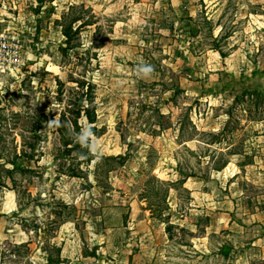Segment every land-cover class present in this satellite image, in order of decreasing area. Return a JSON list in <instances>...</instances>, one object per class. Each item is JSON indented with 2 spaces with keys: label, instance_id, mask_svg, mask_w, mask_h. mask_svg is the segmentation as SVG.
I'll return each instance as SVG.
<instances>
[{
  "label": "rangeland",
  "instance_id": "1",
  "mask_svg": "<svg viewBox=\"0 0 264 264\" xmlns=\"http://www.w3.org/2000/svg\"><path fill=\"white\" fill-rule=\"evenodd\" d=\"M0 34V264L252 262L264 0H0Z\"/></svg>",
  "mask_w": 264,
  "mask_h": 264
},
{
  "label": "trees",
  "instance_id": "2",
  "mask_svg": "<svg viewBox=\"0 0 264 264\" xmlns=\"http://www.w3.org/2000/svg\"><path fill=\"white\" fill-rule=\"evenodd\" d=\"M68 28L69 27H65L64 29H65V35L69 37L70 36V33L68 32ZM79 86L81 88V93H80V96L78 97L77 103H76V106H77V115H78V117H81L82 114L84 113V115L88 119L89 123L90 124H93V123L96 122V118H97L95 108L94 107H89L87 105V103H85L86 101L89 100L88 98H89V94H91L90 93L91 90H88L86 92L84 91V87H85V83L84 82H81L79 84ZM260 94H262V93H260ZM91 102H92V100H91ZM74 125L76 127V130L74 132V135H72V133L70 132V130H65L66 134L63 137V145L65 147V151L67 153H70V152L75 151L76 152V158L79 159L80 157L83 156V157H85V159L87 158L90 161L92 155L90 153L89 148L84 147V146H81L75 140L76 134H78L82 129L78 125L77 122H75ZM111 158L115 159V157H108L107 160L108 159H111Z\"/></svg>",
  "mask_w": 264,
  "mask_h": 264
},
{
  "label": "clouds",
  "instance_id": "3",
  "mask_svg": "<svg viewBox=\"0 0 264 264\" xmlns=\"http://www.w3.org/2000/svg\"><path fill=\"white\" fill-rule=\"evenodd\" d=\"M152 67L146 64H140L138 66V74L142 78H148L152 74ZM93 132L91 128H84L75 136V140L81 146L89 148V150L94 149L97 145L92 141Z\"/></svg>",
  "mask_w": 264,
  "mask_h": 264
},
{
  "label": "built area",
  "instance_id": "4",
  "mask_svg": "<svg viewBox=\"0 0 264 264\" xmlns=\"http://www.w3.org/2000/svg\"><path fill=\"white\" fill-rule=\"evenodd\" d=\"M6 35H1L0 34V76L4 75V73H6L8 70H11V68H9L8 66H6V61H8L9 58H6V56L10 55V56H16L17 57V62L18 63H22L23 61V56L21 53V46L20 43L17 40L14 41H9L7 39H5L6 44H4L2 42V39L5 37ZM10 43V45L8 46L7 44ZM11 47L14 50V53H9L6 52V48ZM5 48V49H4Z\"/></svg>",
  "mask_w": 264,
  "mask_h": 264
},
{
  "label": "crops",
  "instance_id": "5",
  "mask_svg": "<svg viewBox=\"0 0 264 264\" xmlns=\"http://www.w3.org/2000/svg\"><path fill=\"white\" fill-rule=\"evenodd\" d=\"M262 223L264 226V212L262 213ZM251 244V247L249 248V250L251 251V260L252 262H248L245 264H257L256 260H263V264H264V237H260L257 238L256 240H254Z\"/></svg>",
  "mask_w": 264,
  "mask_h": 264
}]
</instances>
